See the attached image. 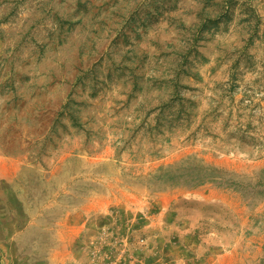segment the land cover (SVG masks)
I'll use <instances>...</instances> for the list:
<instances>
[{"label":"rangeland","instance_id":"1","mask_svg":"<svg viewBox=\"0 0 264 264\" xmlns=\"http://www.w3.org/2000/svg\"><path fill=\"white\" fill-rule=\"evenodd\" d=\"M263 170L264 0H0V264H262Z\"/></svg>","mask_w":264,"mask_h":264},{"label":"trees","instance_id":"2","mask_svg":"<svg viewBox=\"0 0 264 264\" xmlns=\"http://www.w3.org/2000/svg\"><path fill=\"white\" fill-rule=\"evenodd\" d=\"M264 173V170H263ZM165 173L158 175L159 178H163ZM186 180H194L197 184L203 182H216L218 185L225 187H230L237 189L241 192L242 196L247 198V192L245 191L246 184L248 181H245L243 178L232 174L226 170L219 169L216 167L209 166L207 164L199 165L197 167H192L191 170L186 171ZM262 185L264 189V177L258 178L256 184ZM251 197V196H250ZM253 198V197H252ZM264 261V260H263ZM264 264V262H262Z\"/></svg>","mask_w":264,"mask_h":264},{"label":"crops","instance_id":"3","mask_svg":"<svg viewBox=\"0 0 264 264\" xmlns=\"http://www.w3.org/2000/svg\"><path fill=\"white\" fill-rule=\"evenodd\" d=\"M260 235V234H259ZM260 244H261V242H260ZM256 248H257V246H255Z\"/></svg>","mask_w":264,"mask_h":264}]
</instances>
